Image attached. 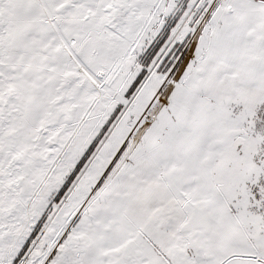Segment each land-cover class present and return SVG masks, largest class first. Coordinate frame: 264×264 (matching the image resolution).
Masks as SVG:
<instances>
[{
    "label": "snow or ice",
    "instance_id": "snow-or-ice-1",
    "mask_svg": "<svg viewBox=\"0 0 264 264\" xmlns=\"http://www.w3.org/2000/svg\"><path fill=\"white\" fill-rule=\"evenodd\" d=\"M0 264H264V0H0Z\"/></svg>",
    "mask_w": 264,
    "mask_h": 264
}]
</instances>
